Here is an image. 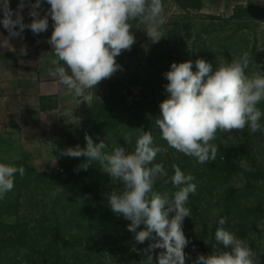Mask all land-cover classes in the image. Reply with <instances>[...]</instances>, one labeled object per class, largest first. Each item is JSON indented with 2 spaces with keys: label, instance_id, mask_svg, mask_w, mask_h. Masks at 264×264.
I'll return each mask as SVG.
<instances>
[{
  "label": "rangeland",
  "instance_id": "obj_1",
  "mask_svg": "<svg viewBox=\"0 0 264 264\" xmlns=\"http://www.w3.org/2000/svg\"><path fill=\"white\" fill-rule=\"evenodd\" d=\"M203 3L201 9H185L178 0H163V37L158 42L149 39L139 19L129 21L135 43L116 57L120 67L110 78L86 90L90 101L66 93L62 99L48 100L49 109L32 122L0 133V163L25 168L24 176L16 173L14 188L0 199V264H145L143 250L153 241L137 243L127 229L131 221L108 204L109 195L121 192L123 185L98 162L77 172L86 157L61 155L68 147L84 148L85 133L95 143L103 140L106 152L119 146L134 151L138 129L151 132L154 146L167 149L154 161L162 162L168 172L155 179L154 191L172 198L178 190L170 179L173 164L195 177L196 191L185 205L191 217L182 224L190 241L184 249L185 264L199 254L229 250L215 240L222 217L227 218L224 227L264 264V213L249 212L264 209V133L253 134L247 126L231 133L218 130L210 141L218 146L216 159L200 164L169 147L155 122L160 103L169 96L163 74L173 62L191 60L196 71L195 61L204 59L215 71L246 52V75L264 74V0ZM53 24L50 20L49 27ZM258 107L264 111V101ZM260 122L264 124V117ZM242 160L251 171L241 167ZM243 186L248 190L240 197L229 195ZM160 251L155 250L154 264Z\"/></svg>",
  "mask_w": 264,
  "mask_h": 264
},
{
  "label": "clouds",
  "instance_id": "obj_2",
  "mask_svg": "<svg viewBox=\"0 0 264 264\" xmlns=\"http://www.w3.org/2000/svg\"><path fill=\"white\" fill-rule=\"evenodd\" d=\"M41 2L35 0L31 4L29 15L33 19L25 25L18 13L16 19L12 18L13 10L8 0H3L0 24L10 36L20 35L26 27L39 34L48 29L50 16L54 24L48 43L57 57L52 61L55 68L50 70V75L58 77L60 83L86 102L92 99L86 90L95 89L102 80L110 78L120 67L116 57L135 43L129 21L139 19L145 24V33L152 42L163 37L160 31L164 23L163 0H47L50 8L42 18L38 12ZM23 7L21 0L18 9ZM249 64L246 52L220 64L215 71L204 59L195 61L196 71L191 60L171 64V70L163 74L169 81L165 85L169 96L160 103L161 115L155 121L169 147L205 164L216 159L219 149L210 141L215 140L218 130L231 133L243 131L247 126L253 134L264 133V124L260 122L264 111L258 107L264 101V74L256 71L246 75ZM138 131L141 134L131 152L120 146L106 152L108 146L103 140L95 143L85 133L84 148L68 147L61 155L86 157L75 169L77 172L86 171L93 162H98L102 171L123 185L121 192L113 191L109 195L108 204L115 214L131 221L127 229L137 243L153 241L143 250L145 264H154L156 249L162 251L156 256L155 264H185L184 249L190 241L182 224L186 217H191L185 205L189 195L196 191L192 183L195 177L173 164L174 174L170 179L178 190L172 198L154 191L155 179L168 175L164 164L154 161L158 153L167 149L154 146L151 132ZM240 163L246 171L252 170L243 160ZM16 173L23 177L25 168L0 163V199L14 188ZM170 213L174 215L170 217ZM226 222V217L219 219L215 240L229 250L209 256L199 254L192 264H260L254 250L224 227ZM141 225L144 228L137 231ZM105 255L110 261L112 257L106 252Z\"/></svg>",
  "mask_w": 264,
  "mask_h": 264
},
{
  "label": "crops",
  "instance_id": "obj_3",
  "mask_svg": "<svg viewBox=\"0 0 264 264\" xmlns=\"http://www.w3.org/2000/svg\"><path fill=\"white\" fill-rule=\"evenodd\" d=\"M8 3L13 10V19L18 13L25 25L32 22L29 12L35 0H24L22 10L18 9L21 0H8ZM2 4L3 0H0ZM49 8L47 0H42L38 9L41 18ZM2 18L3 11L0 10ZM48 20H51L50 16ZM16 30L19 31V25ZM52 31L53 25L39 34H33L26 27L20 35L10 36L0 24V133L5 128L25 125L45 114L49 109L48 100L62 99L66 93L75 95L73 90L60 83L58 77L50 75V70L55 68L52 61L57 59L48 43ZM41 97H46L45 108L41 107Z\"/></svg>",
  "mask_w": 264,
  "mask_h": 264
},
{
  "label": "trees",
  "instance_id": "obj_4",
  "mask_svg": "<svg viewBox=\"0 0 264 264\" xmlns=\"http://www.w3.org/2000/svg\"><path fill=\"white\" fill-rule=\"evenodd\" d=\"M178 1H179V4L185 9H189V8L201 9L203 4H204L203 0H178ZM45 99H46V97H41V107L42 108H45V106H44ZM247 190H248V186L238 187V188L231 190L229 192V195L231 197L237 196V198H238L242 194H244ZM249 212L264 213V209H259V208L253 207V208L249 209ZM254 216L257 217V215H254Z\"/></svg>",
  "mask_w": 264,
  "mask_h": 264
}]
</instances>
